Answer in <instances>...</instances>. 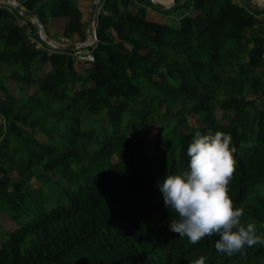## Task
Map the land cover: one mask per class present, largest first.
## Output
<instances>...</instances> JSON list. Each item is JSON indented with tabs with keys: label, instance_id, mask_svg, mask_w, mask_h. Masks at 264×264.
Wrapping results in <instances>:
<instances>
[{
	"label": "trees",
	"instance_id": "1",
	"mask_svg": "<svg viewBox=\"0 0 264 264\" xmlns=\"http://www.w3.org/2000/svg\"><path fill=\"white\" fill-rule=\"evenodd\" d=\"M16 1L46 34L66 18L51 39L85 40L77 0ZM148 8L167 19H148ZM95 33L94 61L77 71L72 51L51 49L29 19L0 5V215L17 225L0 230V264H264V246L229 256L215 250V234L190 244L171 232L157 187L186 168L196 132L227 133V194L241 223L264 236V8L101 0ZM190 114L201 126L188 125Z\"/></svg>",
	"mask_w": 264,
	"mask_h": 264
},
{
	"label": "clouds",
	"instance_id": "2",
	"mask_svg": "<svg viewBox=\"0 0 264 264\" xmlns=\"http://www.w3.org/2000/svg\"><path fill=\"white\" fill-rule=\"evenodd\" d=\"M230 142V135L221 131L196 132L186 147V168L157 181L171 213L169 230L190 244L215 234V250L229 256L245 247L264 246V236L254 223H241L243 209L234 208L227 194L235 163ZM189 264H205V258Z\"/></svg>",
	"mask_w": 264,
	"mask_h": 264
},
{
	"label": "water",
	"instance_id": "3",
	"mask_svg": "<svg viewBox=\"0 0 264 264\" xmlns=\"http://www.w3.org/2000/svg\"><path fill=\"white\" fill-rule=\"evenodd\" d=\"M101 0H93L89 12H88V21L86 24V38L82 42H74L70 44H58L53 42L50 38L46 37L44 35L43 27L41 23L39 22L36 15H34L32 12L25 10L18 1L16 0H0V5H7L10 6L12 9L16 11V13L23 18H27L33 23L36 27L37 35L39 39L45 43L47 46H49L51 49H55L58 51H73L79 47H89L93 45L97 38L95 33L96 28V16L99 11V5ZM155 7L161 9V10H167L171 8L175 0H169L168 3H160L155 0H149ZM242 2L256 8H264V5L261 6L260 4L256 3L255 0H241Z\"/></svg>",
	"mask_w": 264,
	"mask_h": 264
},
{
	"label": "rangeland",
	"instance_id": "4",
	"mask_svg": "<svg viewBox=\"0 0 264 264\" xmlns=\"http://www.w3.org/2000/svg\"><path fill=\"white\" fill-rule=\"evenodd\" d=\"M255 2L260 4L261 6L264 5V0H255ZM86 5H87V9L85 10V14H86L87 18H85V24H87V21H88V10H89V7H90V3H88ZM147 11H148V14H147V18L148 19L159 21V22H163V21H165L167 19V17L165 15H163V14H161L159 12H156L152 8H148ZM61 27H62V24L60 22H55L51 26H49L48 33H53L54 32V34H59V32H61V30H62ZM43 31H44V29H43ZM44 35L46 37L50 38L49 37L50 34L49 35L46 34L45 31H44ZM53 42L58 43V44H62L61 42L59 43L58 41H55V40ZM47 67L48 66H45V69ZM81 67H84V65L81 64ZM6 85H7L8 90L10 92H12L13 88H14V84L11 81H8L6 83ZM221 115H222V111L216 110V116L218 118H220ZM186 119H187L188 125H190V126H193V127L201 126L200 123H198L197 116L195 114L188 115L186 117ZM224 122H225V120H224ZM0 123H1V120H0ZM103 123H104V121H103ZM158 135H159V127H158L157 124H153L150 127L148 137L146 139H144L143 142H142L143 151H144V154H145L147 159H150L152 154H153V152H154V142L158 138ZM38 139L43 140L44 138L41 135H38ZM12 176H15V174H12ZM62 202L63 203H67V199H64V200L62 199ZM55 204H56V201L50 200L43 206V209L45 211H48ZM34 216L32 215L27 220H24L21 224L24 225L26 222L31 220ZM8 223L9 222L6 220V217L3 214H1L0 215V230H7V232H9V231H11L12 229H14L17 226L12 221H10V223H12V224H8Z\"/></svg>",
	"mask_w": 264,
	"mask_h": 264
},
{
	"label": "crops",
	"instance_id": "5",
	"mask_svg": "<svg viewBox=\"0 0 264 264\" xmlns=\"http://www.w3.org/2000/svg\"><path fill=\"white\" fill-rule=\"evenodd\" d=\"M88 3L89 2L84 1V0H77V4H78V6H79V8H80V10L82 12V22H84V23H85V18H87L86 14H85V10L87 9V5L86 4H88ZM91 3H90V5H91ZM88 12H89V10H88ZM147 14H148V11H147ZM65 21H66V18H56V19L52 20V22L50 23L49 26H51L55 22H60L62 24V27L61 28L63 29V25H64ZM85 30H86V28H85ZM48 31H49V27H48ZM61 33H62V30H61V32H59V34H54V32H53V33H49L50 35L49 34L48 35L49 36H52V35H60ZM51 40L54 41L53 39H51ZM61 43L62 44H70L72 42L71 41H68V40H65V42H61ZM37 46H39V44H37ZM81 64L84 65V67H81ZM88 66H89L88 64H84V63H80V62H76L74 64V67H75V69L77 71H80V70H82V69H84V68H86ZM6 220L9 222L8 224H12V223H10V221L7 218H6Z\"/></svg>",
	"mask_w": 264,
	"mask_h": 264
},
{
	"label": "built area",
	"instance_id": "6",
	"mask_svg": "<svg viewBox=\"0 0 264 264\" xmlns=\"http://www.w3.org/2000/svg\"><path fill=\"white\" fill-rule=\"evenodd\" d=\"M95 43L89 47H79L71 52L77 62L91 64L94 61L93 49Z\"/></svg>",
	"mask_w": 264,
	"mask_h": 264
},
{
	"label": "bare ground",
	"instance_id": "7",
	"mask_svg": "<svg viewBox=\"0 0 264 264\" xmlns=\"http://www.w3.org/2000/svg\"><path fill=\"white\" fill-rule=\"evenodd\" d=\"M156 1V0H155ZM169 2V0L167 1V2H165V3H168Z\"/></svg>",
	"mask_w": 264,
	"mask_h": 264
}]
</instances>
